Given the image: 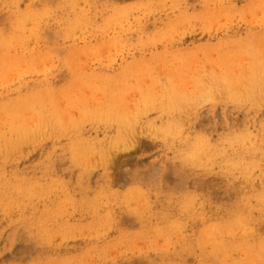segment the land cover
Segmentation results:
<instances>
[{
	"label": "rangeland",
	"instance_id": "obj_1",
	"mask_svg": "<svg viewBox=\"0 0 264 264\" xmlns=\"http://www.w3.org/2000/svg\"><path fill=\"white\" fill-rule=\"evenodd\" d=\"M171 1L0 0V46H3L0 47V72L3 70L4 73L9 68L13 70L10 69L7 75L0 73V113L3 111L0 116L10 113L9 119L13 117L14 120L16 114H22L20 120H23L29 111L35 112V115L41 112L45 115L44 119L41 117L42 120L41 115L36 116L39 123L33 119V113V117L29 116V121H26L33 129L26 122L22 125L21 121H14L17 122L15 125L12 120L8 125L5 119L8 117H0L8 125L4 126L1 121L0 132L1 127L5 128L4 133L8 137L6 142V134L1 135L0 139V264H225L221 260L222 254L226 258L227 255L232 256V253V258H226L225 261L236 259L234 264H257L259 261L264 264V0ZM207 12L215 17L209 18ZM229 13L235 18L226 15ZM259 13L261 16L256 17ZM206 49H210L212 54L209 59L207 55L203 56L209 53ZM94 53L97 55L94 56ZM212 57H215L214 61ZM210 59L216 65L210 63ZM206 60L207 64L204 63ZM49 62H52L51 65ZM247 62L252 64H248L251 68L256 66V71L254 68L251 70ZM23 64L30 65V69L21 67L26 75L17 69ZM260 64L262 69H258ZM31 65H38L37 68L45 65L46 68H38L35 73ZM190 67L197 69L196 72L192 70L195 74H192L194 72L190 71ZM248 67L250 70L246 71ZM14 69H17V75L11 74ZM242 69L245 73L251 72L249 79L244 78L246 75ZM43 70L52 71L38 74ZM236 73H240L241 77H237ZM19 74L25 76L20 78ZM197 74L200 78L206 76L200 79ZM95 75L98 76L94 79ZM178 75L185 80L181 82ZM191 75L197 78L193 76L192 79ZM14 76H18L16 81ZM171 76L179 77V84H174L178 85L179 89H176L180 93V85L187 88L186 81L188 95L195 89L190 90L192 84H197L195 87L198 84L204 88L208 86L209 90L216 88V92L206 91L207 87L203 89L199 86L202 88L200 92L203 90L211 95H206L210 97L209 100L203 96L202 100L197 98L194 101V96L198 97V88V91L193 90L194 96H186V91L179 94L178 90L172 88L176 86L170 83L173 80ZM239 77L248 85L246 82L241 83ZM189 79L198 80L193 83ZM236 79L242 85L241 90L245 85H250V94L248 87L247 91L243 90L247 96L249 94L250 97H246L250 101L242 98L246 94L239 92L240 88L235 86L238 81ZM174 82H178V78ZM152 88L154 93L157 89L158 95L162 92L164 94L155 96L157 92L150 93L153 92ZM148 90L150 92L146 94ZM144 92L145 98L141 95ZM101 93L105 96L102 97ZM213 93L218 96H212ZM41 94H48L49 99L52 97L51 104L56 108L51 110L57 114L54 117L53 112L50 110L51 114L48 110L51 107L50 103L48 107L49 100L45 103ZM84 96H87L88 102ZM140 96L145 100L141 101ZM69 97L76 101L69 100ZM153 98L154 103L161 102L160 98L162 102L164 100L162 105L172 111L168 113L167 108H160L158 104L161 103L155 106ZM206 99L208 102L204 101ZM138 100L150 104L147 107L142 103L149 110L145 106L141 109L142 104L139 103V111ZM200 100L203 101L201 104ZM108 101L113 103L112 109ZM125 101H129L128 106H124L127 104ZM172 101L177 107L175 110ZM94 102L99 103L101 108ZM67 104L69 106L65 107ZM22 110L25 111L24 115ZM39 110L43 111L37 113ZM132 110L137 113L134 114ZM128 111L134 116L131 113L128 115ZM117 114L118 120L116 116L114 118ZM109 115H113L114 124ZM121 116L124 120L126 118L124 124L122 118L119 122ZM130 116L135 117V121ZM128 119L133 123L130 124ZM40 122L44 123L43 127ZM31 123L34 126L41 124V131L37 129L38 125L36 130ZM19 124L21 130L17 128ZM27 127L32 129V136H28ZM166 135L169 137L166 138ZM117 146H120L119 150ZM101 150L102 153L106 151L107 155H102ZM200 155H205L202 156L204 159ZM100 159L102 162H99ZM92 205H95V209ZM66 226L70 227L67 229ZM234 229L237 232H233ZM214 231L215 235L219 233L216 236L218 238L214 237L218 242L215 239L209 242H214L213 245L220 247V251L212 246L215 254L212 252L210 258L211 244L208 246L204 242ZM226 231L235 234L230 235ZM237 233L241 235L235 236ZM241 243L242 251L238 249ZM254 245H257V249ZM203 246L207 252L201 260L204 251H199ZM247 246L254 248L249 251ZM139 248L142 250L139 251ZM224 248L236 253L241 251L247 257L240 253L236 255L234 251L229 255ZM115 249L118 253L114 252ZM230 261L228 264H231Z\"/></svg>",
	"mask_w": 264,
	"mask_h": 264
},
{
	"label": "bare ground",
	"instance_id": "obj_2",
	"mask_svg": "<svg viewBox=\"0 0 264 264\" xmlns=\"http://www.w3.org/2000/svg\"><path fill=\"white\" fill-rule=\"evenodd\" d=\"M170 1H171V0H170ZM174 1H175V0H174ZM211 1H212V0H211ZM222 1H223V0H222ZM171 2H172V1H171ZM175 2H176V1H175ZM217 2H220V0H217ZM260 2H261V1H260ZM216 4H217V3H216ZM217 5H218V4H217ZM76 6H77V5H76ZM218 6H219V5H218ZM220 6H221V3H220ZM263 6H264V4H263ZM219 8H221V7H219ZM58 10H59V9H58ZM219 10H220V9H219ZM229 10L232 11V8H230ZM152 11H153V10H152ZM209 11H210V10H209ZM222 11H223V9H222ZM234 11H235V10H234ZM234 11H233V12H234ZM256 11H257V10H256ZM260 11H261V10H260ZM48 12H49V11H48ZM263 12H264V11H263ZM263 12H262V14H263ZM207 13H208V12H207ZM242 13L244 14V12H242ZM260 13H261V12H260ZM260 13H259V15L256 14V17H257V16L260 17V16H261ZM202 14H203V13H202ZM209 14H210V13H208L207 15L209 16V18H211L212 15L210 16ZM212 14H213V12H212ZM239 14H240V13H239ZM239 14H238V16H239ZM40 15H41V14H40ZM54 15H55V13H54ZM207 15H206V16H207ZM215 15H216V13H215ZM226 15H229V16L231 15L230 17H232V18H233V16H234V15L231 14V13L226 14ZM245 15H246V13H245ZM213 16H214V14H213ZM213 16H212V18L215 17V16H214V17H213ZM216 16H217V15H216ZM49 17H50V16H49ZM125 17H126V16H125ZM226 17H227V16H225V19H226ZM230 17H229V18H230ZM256 17H255V18H256ZM263 17H264V16H263ZM51 18H52V17H51ZM234 18H235V16H234ZM236 18H237V17H236ZM242 18H244V16H243ZM85 19H86V18H85ZM87 19H88V18H87ZM204 19H205V18H204ZM225 19H223V20H225ZM227 19H228V18H227ZM230 19H231V18H230ZM230 19H229V20H230ZM240 19H241V18H240ZM206 20H207V19H206ZM229 20H226V22L229 21ZM235 20H236V19H235ZM247 20H248V19H247ZM251 20H252V19H251ZM262 20H263V18H262ZM38 21H39V20H38ZM62 21H63V20H62ZM87 21H88V20H87ZM220 21H221V20H220ZM263 21H264V20H263ZM39 22H40V21H39ZM76 22H77V21H76ZM254 22H256V21L254 20ZM260 22H261V20H260ZM41 23H42V22H41ZM258 23H259V22H258ZM82 24H83V23H82ZM262 24H263V22H262ZM23 25H24V24H23ZM25 25H26V24H25ZM73 25H74V24H73ZM26 31H27V30H26ZM26 31H25V32H26ZM26 34H27V33H26ZM19 35H20V34H19ZM117 35H118V34H117ZM68 37H69V36H68ZM69 38H70V37H69ZM165 38H166V37H165ZM165 38H164V39H165ZM155 39H156V38H155ZM157 39H158V38H157ZM167 39H168V38H167ZM168 40H169V39H168ZM12 41H13V40H12ZM26 41H27V39H26ZM30 41H31V40H30ZM55 41H56V36H55ZM164 41H165V40H164ZM9 42H10V41H9ZM46 42H47V41H46ZM160 42H161V40H160ZM165 43H166V42H165ZM165 43H164V45H165ZM30 45H31V42H30ZM169 45L172 47L171 43H169ZM165 46H166V45H165ZM0 47H3V46H0ZM26 47H27V46H26ZM117 47H118V46H117ZM143 47H144V46H143ZM171 47H170V48H171ZM11 48H12V47H11ZM17 48H18V47H17ZM165 48H166V47H165ZM18 49H20V48H18ZM22 49H25V48H22ZM118 50H119V49H118ZM209 50H210V49H209ZM209 50L206 49V51H209ZM206 51H205V52H206ZM10 52H12V51H10ZM10 52H9V55H11ZM23 52H24V51H23ZM94 52H95V51H94ZM210 52H211V51H209V53H207V54L205 53L203 56L207 55V58L209 59L210 56H212V54H211ZM13 53H15V52H13ZM227 53H228V52H227ZM16 54H17V53H16ZM16 54H15V55H16ZM19 54H20V52H19ZM94 54H95L94 56L97 55L96 53H94ZM99 54L101 55V53H99ZM106 54H107V53H106ZM208 54H209V57H208ZM213 54H214V53H213ZM100 55H98V57H99ZM223 55H224V54H223ZM226 55H227V54H226ZM106 56H107V55H106ZM215 56H216V55H215ZM230 56H231V54H230ZM16 57H17V56H16ZM18 57H19V55H18ZM18 57H17V58H18ZM107 57H108V56H107ZM114 57H115V56H114ZM199 57H200V56H198V58H199ZM7 58H8V57H7ZM30 58H31V57H30ZM39 58H40V57H39ZM95 58H96V57H95ZM193 58H194V57H193ZM200 58H201V57H200ZM200 58H199V59H200ZM203 58H205V57H203ZM213 58L215 59V57H212V59H213ZM216 58H217V56H216ZM4 59H5V58H4ZM8 59H9V58H8ZM36 59H37V58H36ZM194 59H197V57L194 58ZM199 59H198V60H199ZM214 59H213L212 61H214ZM28 60H29V57H28ZM32 60H33V59H32ZM48 60H49V59H48ZM192 60H193V59H192ZM216 60H217V59H216ZM256 60H257V59H256ZM45 61H46V59H45ZM51 61H53V60H51ZM79 61H80V60H79ZM83 61H84V60H83ZM93 61H95V60H93ZM188 61L190 62V60H188ZM208 61H211V59L208 60ZM212 61H211L210 63H212ZM217 61H218V60H217ZM257 61H258V60H257ZM10 62H11V58H10ZM37 62H39V61H37ZM254 62H255V60H254ZM254 62H253V61H252V62L250 61V63H252V64H253ZM11 63H12V62H11ZM27 63H28V62H27ZM32 63H33V62H32ZM46 63H47V62H46ZM46 63H45V65L48 64V63H47V64H46ZM51 63H52V62H49V65H51ZM70 63H71V62H70ZM190 63L192 64V62H190ZM204 63L207 64V63H208L207 60H206V62H204ZM204 63H203V66L205 65ZM213 63H214V62H213ZM213 63H212V64H213ZM215 63H216V62H215ZM215 63H214V64H215ZM217 63H218V62H217ZM250 63L247 62L246 65H248V64H250ZM54 64H55V63H54ZM198 64H199V63H198ZM252 64H250V65H252ZM12 65H13V63H12ZM20 65H21V64H20ZM45 65H42V66L39 65L40 67H38V68H41V67H43V66H45ZM78 65L80 66V64H77V66H78ZM184 65H185V64H184ZM188 65H190V64H188ZM188 65H187V67H188ZM201 65H202V64H201ZM201 65H200V67H203V66H201ZM208 65H209V64H208ZM215 65H216V64H215ZM246 65H244L245 68L247 67ZM250 65H248V66L251 68ZM263 65H264V63H263ZM263 65H262V66H263ZM18 66H19V65H18ZM25 66L29 68L30 65L28 66V64H27V65H25ZM25 66H24V64H23L22 66L17 67V69L19 68L18 71H19L20 69H21V71H22V68H24ZM31 66H32V65H31ZM37 66H38V65H35L34 67L32 66L33 68H35V70H32V72L34 71L35 73H37L36 71L39 70V69L37 68ZM79 66H78V67H79ZM82 66H83V65H82ZM209 66H210V65H209ZM212 66H214V65H212ZM217 66H218V65H217ZM254 66H255V65H254ZM21 67H22V68H21ZM200 67H198V70L200 69ZM249 67L247 68V70L244 69V68H243V69L246 70V71H248V70H250ZM259 67H260V68H259ZM259 67H258V69H262V68H264V67L261 68V64H260ZM14 68H16V67H14ZM28 68H27V69H28ZM33 68H31V69H33ZM36 68H37V69H36ZM45 68H46V66H45ZM47 68H51V67H50V66H49V67L47 66ZM54 68H55V67H54ZM71 68H72V67H71ZM188 68H189V67H188ZM190 68H191V67H190ZM193 68H196V67L193 66ZM252 68H254V67L252 66ZM252 68H251V70H252ZM255 68H256V66H255ZM255 68H254V70H255ZM10 69H11V68H9V70H10ZM17 69H16V70L14 69V70H15V71H14L15 73H14V72H13V73L10 72V73H11V74H16V75H17V73H16ZM29 69H30V68H29ZM43 69H44V67H43ZM149 69H150V68H149ZM184 69H185V68H184ZM243 69H242L241 71L245 73V71H244ZM9 70H8V71L5 70L4 73H6V75H7V73L9 72ZM52 70H53V69H52ZM52 70H49V72H47L48 70H47V71H44V70H43V72H40V71H39L38 74H39V73H42V74H43L44 72L50 73V71H52ZM186 70H188V69H186ZM192 70H195V72H196L197 69H192V68H191L190 71H192ZM254 70H253V71H254ZM2 71H3V70H2ZM2 71H1V72H2ZM11 71H13V70L11 69ZM23 71H24V69H23ZM23 71H22V72H23ZM26 71H27V70H26ZM41 71H42V70H41ZM204 71H205V70H204ZM241 71H240V72H241ZM255 71H256V70H255ZM1 72H0V73H1ZM163 72H164V70H163ZM192 72H194V71H192ZM195 72L192 73V74H195ZM242 72H241V74H243ZM249 72H250V71H249ZM259 72H260V70H259ZM4 73L2 72L1 75H3ZM10 73H9V74H10ZM19 73H20V72H19ZM26 73H27V72H26ZM47 73H46V74H47ZM92 73H93V72H92ZM185 73H186V71H185ZM200 73H201V72L199 71V74H200ZM202 73H203V72H202ZM246 73H247V74H246ZM246 73H245L246 77H244V78H248V79H249V74H250L251 72H250L249 74H248V72H246ZM262 73H263V71H262ZM11 74H10V75H11ZM20 74H21V73H20ZM20 74H19V75H20ZM22 74H25V73L23 72ZM27 74H31V73L29 72V73H27ZM155 74H156V73H155ZM161 74H162V73H161ZM166 74H167V71H166ZM211 74H212V73H211ZM258 74H259V73H258ZM10 75H8V76H10ZM16 75H15V76H16ZM25 75H26V74H25ZM25 75H23V76H25ZM43 75H44V74H43ZM156 75H157V74H156ZM163 75H164V73H163ZM181 75H182V74H181ZM202 75H203V74H202ZM207 75H208V74H207ZM236 75H237V73H236ZM236 75H235V77H236ZM243 75H244V74H243ZM245 75H244V76H245ZM253 75H254V74H253ZM263 75H264V74H263ZM8 76H6L5 78H7ZM12 76H13V75H11V77H12ZM15 76L13 77V78H15L14 81H16V80L18 79V76H17V77H15ZM20 76H21V75H20ZM20 76H19V77H20ZM23 76H21L20 78H22ZM96 76H98V75H95L94 79L96 78ZM135 76H136V75H135ZM152 76H153V75H152ZM152 76H151V77H152ZM157 76H159V75H157ZM178 76L180 77V75H178ZM178 76H177V78H178V82H174V79H175V81H177L176 76H174V78H173V76H171V77H172L171 79H173V80H172L173 82L171 81L170 83H171V84H172V83H173V84H174V83H178V84H179L180 81L182 82V80H185L184 78H182L183 76L185 77V74H184L183 76L180 77V78H181L180 81H179V77H178ZM186 76H187V75H186ZM189 76H190V75H189ZM189 76H188V78H189ZM191 76H192V75H191ZM193 76H194V77L197 76L198 78H200L198 74H197L196 76H195V75H193ZM193 76H192V79L194 78ZM204 76H206V75H204ZM204 76H203V77H204ZM238 76L241 77L240 73L237 75V77H238ZM247 76H248V77H247ZM11 77H9V78L12 80L13 78H11ZM197 77H196V78H197ZM203 77L200 78V79H204ZM235 77H234V78H235ZM237 77H236V78H237ZM240 77H239L240 82H241V83L244 82V81H242L243 79H240ZM254 77H255V76H254ZM257 77H258V76H257ZM261 77H262V74H261ZM0 78H1V77H0ZM132 78H133V76H132ZM154 78H157V77H154ZM186 78H187V77H186ZM24 79H25V78H23V80H24ZM97 79H99V78H97ZM97 79H96V80H97ZM7 80H9V79L7 78ZM23 80H22V81H23ZM46 80H47V79H46ZM145 80H147V78H145ZM151 80H152V79H151ZM189 80H190V79H189ZM194 80H195V79H194ZM194 80H192V81L190 80V82L196 83V81H197L198 79H196V81H194ZM205 80H206V77H205ZM205 80H204V81H205ZM237 80H238V79H236V81H237ZM239 80L237 81V84H236L235 86H237V87H239V88H240V87L242 88V85L240 86L241 83L239 82ZM2 81H3V80H2ZM25 81H26V79H25ZM152 81H153V80H152ZM201 81H202V80H201ZM201 81H200V82H201ZM247 81L249 82V80H247ZM250 81H251V85L253 86V84H252V79H251V75H250ZM254 81H255V79H254ZM3 82H4V81H3ZM9 82H10V81H9ZM245 82H246V81H245ZM245 82H244L243 84H245ZM18 83H19V80H18ZM21 83H22V82H21ZM188 83H189V82H188ZM211 83H212V82H211ZM239 83H240V84H239ZM254 83H255V82H254ZM11 84H12V81H11ZM150 84H153V83H150ZM173 84H172V86H174V85L176 86V84H174V85H173ZM190 84H191V83H190ZM246 84H247V82H246ZM249 84H250V82H249ZM17 85H18V84H17ZM112 85H113V84H112ZM146 85H147V82H146ZM157 85H158V84H157ZM183 85H185V83H183ZM194 85H197V84H192L191 87H190V90H192L193 88H195V89H193V90H197L196 88H198L199 86H200V87L202 86L203 89H205V88L207 87V88H206V91H207V89L209 88L208 86H205V88H204V86H203L202 84H198L197 87H195ZM206 85H207V84H206ZM224 85H225V84H224ZM238 85H239V86H238ZM247 85H248V84H247ZM247 85H245V87L243 86L244 88H243L242 90H241V88H240L241 91H239V90H238V91H239V92H243V90H244V89L246 90L247 87H248V93H249V92H250V90H249V86H250V85H249V86H247ZM0 86H1V83H0ZM2 86H3V85H2ZM147 86H148V87L150 88V90H151V86H149V85H147ZM172 86H171V87H172ZM177 86H178V85H177ZM177 86H176V87H172V88H173V89H174V88H175V89H176V88L179 89V87H177ZM181 86H182V85H180L181 93H182V91H183V93L186 91L185 95L187 94L186 96H188V97H189V95H190V96H192V95L194 96V95H195L194 92H193V90H192L193 93L191 92V93L188 95L187 90H186V89L188 88V86H187V81H186V87H187V88L184 89V87L182 86V87H183V88H182ZM192 86H193V87H192ZM209 86H211V85H209ZM213 86H214V85H213ZM213 86H212V87H213ZM142 87H143V86H142ZM144 87H145V86H144ZM157 87H158V86H157ZM162 87H163V86H162ZM220 87H221V85H220ZM237 87H236V88H237ZM1 88H2V87H1ZM7 88H8V87H7ZM191 88H192V89H191ZM202 88H201V89H202ZM3 89H4V88H3ZM107 89H108V88H107ZM139 89H141V88H139ZM152 89H153V92H152V91L150 92V90H148L147 93H146V92H144L143 94L141 93V95L143 96V98H145V97H144V94H145V93H146V94H149V92H150V93L156 94V92H157L156 90H157V89L155 90V93H154V88H152ZM160 89H161V88H160ZM160 89H158V90H160ZM163 89H164V88H162L161 90H163ZM165 89H167V86L165 87ZM165 89H164V90H165ZM178 89H176V90H178ZM182 89H183V90H182ZM188 89H189V88H188ZM201 89L198 88L199 93H201V94L199 95V93H198V94H197L198 97L195 95L194 97H196V98H195V99L193 98L194 101L197 100V98H198V99H201V97L203 98V96L206 98V97H207L206 95H209V94H210L209 92H208V94H207V92L205 93L203 90H202L203 93H202V91L200 92ZM209 89H210V88H209ZM209 89H208V90H209ZM232 89H233V86H232ZM232 89H230V90H232ZM105 90H106V89H105ZM105 90H104V91H105ZM115 90H116V88H115ZM198 90H197V91H198ZM212 90H213V92H216V88H215V89H211V90H209V91L211 92ZM214 90H215V91H214ZM47 91H48V90H47ZM107 91H108V90H107ZM179 91H180V90H178L177 92H178L179 94H181ZM197 91H196V93H197ZM246 91H247V90H246ZM246 91L243 92V93L246 94V95H245V97L242 96V98H246V99H248V100L250 101V98H247V97H250V96H249L250 93H249L248 96H247ZM39 92H40V91H39ZM43 92H44V91H43ZM118 92H119V91H118ZM160 92H161V91H160ZM160 92H159V94H160ZM188 92H190V91H188ZM49 93H50V92H49ZM52 93H54V92H52ZM134 93H135V92H134ZM168 93H169V91H168ZM168 93H166V94H168ZM178 93H177V94H178ZM204 93H205V95H204ZM243 93H242V94H243ZM43 94H44V93H43ZM43 94H41V96H43ZM50 94H51V93H50ZM54 94H55V93H54ZM88 94H89V93H88ZM88 94H87V95H88ZM104 94H105V92H104ZM162 94H164V93L162 92ZM162 94H160V95H162ZM215 94H216V93H213L212 96H214ZM244 94H243V95H244ZM260 94H261V93H260ZM44 95H45V94H44ZM126 95H127V94H126ZM128 95H129V94H128ZM160 95H158V92H157V94H156L155 96H160ZM201 95H202V96H201ZM210 95H211V94H210ZM210 95H209V96H210ZM240 95H241V94H240ZM25 96H26V94H25ZM38 96H39V95H38ZM38 96H37V98H38ZM47 96H48V94H46V96H43V98H42V97H41V98H42L43 100H45V101H44L45 103L49 100V102H48V107H49V103H50L51 107H49L50 109H48V110H49V112H50L51 109H54V110H55L56 107L53 108L54 105L51 104V102H52V99H51V98H52V97H50V99H51V100H50L49 97L47 98ZM49 96H50V95H49ZM51 96H52V95H51ZM89 96H90V94H89ZM92 96H93V95H91V99L93 100ZM101 96H102V93H101ZM103 96H105V95H103ZM103 96H102V97H103ZM115 96H116V95H115ZM135 96H136V95H135ZM145 96H146V95H145ZM151 96H152V95H151ZM153 96H154V95H153ZM155 96H154V97H155ZM178 96H180V95H178ZM199 96H200V97H199ZM209 96L207 97L208 100H209V98H210ZM215 96H218V95H215ZM215 96H214V97H215ZM246 96H247V97H246ZM255 96H257V95H255ZM261 96H262V95H261ZM2 97H3V96H2ZM44 97L47 98V99H44ZM80 97H81V96H80ZM85 97H86V98H85ZM95 97H96V96H95ZM118 97H119V96H118ZM126 97H127V96H126ZM131 97H132V96H131ZM133 97H134V96H133ZM140 97H141V96H140ZM140 97H139V98H140ZM165 97H166V96H165ZM174 97H175V96H174ZM237 97H238V96H237ZM19 98H20V97H19ZM37 98H36V99H37ZM74 98H75V96H74ZM84 98L87 99V102H88V98H87V96H84ZM105 98H106V97H105ZM110 98H111V97H110ZM112 98H113V97H112ZM143 98L141 97L140 100H141V101H142V100H145V99H143ZM146 98H147V97H146ZM149 98H150V97H149ZM157 98H158V97H157ZM157 98H156V99H157ZM161 98H162V96H161ZM161 98H160V100H159V101H161V102H158V103H161V104H158L157 101H156V103L160 106V108H162V109H166L167 106L164 105V104H163V105L165 106V108H163L164 106L162 105V103H164V100H163V102H162ZM186 98H187V97H186ZM211 98H213V97H211ZM32 99H33V98H32ZM75 99H77V97H76ZM75 99H74V101H76ZM80 99H82V97H81ZM89 99H90V97H89ZM94 99H95V98H94ZM96 99H97V98H96ZM147 99H148V98H147ZM162 99H163V98H162ZM165 99H166V98H165ZM169 99H170V98H169ZM169 99H167V100L169 101ZM175 99H177V97H176ZM184 99H185V98H184ZM190 99H192V98H190ZM213 99H214V98H213ZM69 100L73 101L72 99H70V97H69ZM69 100H68V101H69ZM124 100H125V99H124ZM129 100H130V99H129ZM179 100H180V99H179ZM186 100H187V99H186ZM201 100H202V99H201ZM201 100H200V104L203 102V101L201 102ZM208 100L206 99V100H204V101H207V102H208ZM211 100H212V99H211ZM257 100H259V99H258V96H257ZM13 101H14V100H13ZM39 101H40V99H39ZM74 101H73V102H74ZM80 101H81V100H80ZM83 101H84V99H83ZM93 101H94V100H93ZM93 101H91L92 104H93ZM99 101H101V100H99ZM99 101L97 100V102H99ZM102 101H103V100H102ZM111 101H112V100H111ZM116 101H117V100H116ZM136 101H137V99H136ZM138 101H139V100H138ZM141 101H139V102L137 103V104H138L137 106H138V110H139V111H140V109H139V105H140V104L144 103L147 107L150 105V104H148V103H149V99L146 101V102H148V103H147L148 105L146 104L145 101H143L142 103H140ZM173 101H174V100H173ZM173 101H172V102H173ZM177 101H178V100H176V104L178 103ZM212 101H213V100H212ZM214 101H215V100H214ZM65 102H67V101H65ZM108 102H110V101H108ZM108 102H106L105 104H108ZM125 102H126V101H125ZM125 102H124V104H126V103H127V104L124 105V106H128L129 101L126 102V103H125ZM152 102L154 103V98H153V101H152ZM152 102H151V105H152ZM165 102H166V100H165ZM169 102H170V101H169ZM41 103L44 104L43 101H42ZM70 103H72V102H70ZM75 103H76V102H75ZM82 103H83V102H82ZM91 103H90V104H91ZM94 103H95V102H94ZM115 103H116V102H115ZM118 103H119V99H118ZM139 103H140V104H139ZM156 103H154V105H155ZM179 103H181V102H179ZM196 103H197V101H196ZM198 103H199V101H198ZM198 103H197V104H198ZM259 103H260V102H259ZM259 103H258V104H259ZM55 104H56V103H55ZM95 104H99V103H95ZM102 104H103V103H102ZM102 104H101V105H102ZM109 104H110V105H109ZM109 104H108V105H109L110 109H112L111 107L113 106V105H112L113 103L111 104V102H110ZM144 104H142L141 109L144 108V107H143V106H145ZM173 104H174V102H173ZM173 104H172V105H173ZM189 104H190V103H189ZM131 105H134V104H131ZM161 105H162L163 107H161ZM35 106H36V104H35ZM55 106H56V105H55ZM68 106H69V105L67 104V106H65V107H68ZM74 106H75V105H74ZM91 106H92V105H91ZM91 106H90V107H91ZM93 106H94V105H93ZM105 106H106V105H104L103 108H105ZM137 106H136V107H137ZM146 106H145L146 110H149V109H147ZM155 106H156V105H155ZM155 106H154V108H155ZM174 106H175V104H174ZM181 106H182V104H181ZM191 106H192V105H191ZM99 107H100V104H99ZM151 107H153V105H152ZM151 107H150V109H151ZM168 107H170L169 104H168ZM186 107H187V106H186ZM96 108H98V107H96ZM100 108H101V107H100ZM106 108H107V107H106ZM119 108H120V107H119ZM121 108H122V107H121ZM121 108H120V109H121ZM134 108H135V107H134ZM172 108H173V107H172ZM175 108H177V107L175 106V107H174V110H175ZM41 109H42V108H41ZM69 109H71V108H69ZM94 109H95V108H93V110H94ZM98 109H99V108H98ZM98 109H97V110H98ZM107 109L109 110V108H107ZM107 109H103V110H107ZM114 109H115V108H114ZM117 109H118V108H117ZM128 109H129V108H128ZM128 109H127V110H128ZM155 109H156V108H155ZM157 109H158V108H157ZM185 109H186V108H185ZM187 109H188V107H187ZM23 110H24V109H23ZM23 110H22V111H23ZM54 110H51V111L53 112ZM73 110H74V109H73ZM127 110H126V111H127ZM146 110L144 109V112H146ZM167 110H169V111H166V112H168V113H169L170 111H172V110H170V109H168V108H167ZM188 110H190V109H188ZM20 111H21V110H20ZM40 111H43V110H39L37 113H39ZM67 111H68V110H67ZM118 111H119V109H118ZM118 111H117V112H118ZM132 111H133V110H132ZM136 111H137V108H136ZM139 111H137V112H138V114H139V116H140V112H139ZM156 111H157V110H156ZM23 112H24V113H23V115H24V114H25V111H23ZM27 112H28V111H27ZM29 112H30L29 115H26V116H28V117H26L25 115L23 116V118H24L23 120H20V119H21L20 116H21L22 114H20V116H18V115L16 114V117H15L14 120H13V117H11V118H12L13 122H14V121H19V123H20V121H21L22 125L25 124V122H26V125H27L28 127H31L30 123L27 122V121H29V120H27V119L30 118L29 116H32V113L34 114V117H35V118H33V119H35V120L37 119V122H38L39 119L36 118V116L38 117V116L41 115V116H40V119H41V120H42V118L44 119V117H45V115L41 114L42 112L39 113V114H37V115H35V112H32V111H29ZM61 112H62V111H61ZM85 112H86V110H85ZM88 112H89V111H88ZM109 112H110V111H109ZM133 112H134V111H133ZM137 112H136V113H137ZM142 112H143V110H142ZM1 113H3V111H2ZM1 113H0V115H1ZM43 113H44V112H43ZM45 113H46V112H45ZM45 113H44V114H45ZM50 113H51V112H50ZM70 113H71V110H70ZM107 113H108V112H107ZM125 113H126V112H125ZM125 113H124V114H125ZM128 113H129V111L127 112V114H128ZM130 113H131V112H130ZM130 113H129V114H130ZM136 113L134 112V114H136ZM11 114H12V113H11ZM51 114H52V113H51ZM53 114H54V112H53ZM55 114H56V113H55ZM55 114H54L52 117H54ZM86 114H87V113H86ZM103 114H104V113H103ZM129 114H128V115H129ZM134 114L131 113V115H133V116H134ZM138 114H137V115H138ZM147 114H148V113H147ZM147 114L145 113V115H147ZM4 115H5V114H3V116H4ZM9 115H10V113H6V116H4V118H5V117H8V118H5V119L8 120V125H9V122L12 121L11 119H9ZM42 115H43V116H42ZM46 115H49V114H46ZM56 115H57V114H56ZM73 115H74V114H73ZM80 115H81V114H80ZM88 115H89V114H88ZM141 115H144V114L141 113ZM179 115H180V114H179ZM3 116H2V117H3ZM12 116H13V114H12ZM111 116H112V119H111ZM111 116L109 115L108 117H110L112 124H114V120H113V119L115 118V116H116V119H117L118 114H117V115H114V118H113V115H111ZM124 116H125L126 118H128V116H126V115H124ZM139 116H138V117H139ZM0 117H1V116H0ZM2 117H1V118H2ZM18 117H20L19 120H17ZM32 117H33V116H32ZM32 117H31V119H32ZM41 117H42V118H41ZM67 117H69V115H68ZM86 117H88V116L86 115ZM91 117H92V115H91ZM130 117H131V118H130L131 120L134 119V121H135V117H136V115H135L134 118H132V116H130ZM138 117H137V119H139ZM144 117H145V116H144ZM4 118H3V119H4ZM121 118H122V116L119 118V119H120L119 122H121ZM126 118H125V120H126ZM163 118H164V117H163ZM3 119H2V120H3ZM66 119H67V118H66ZM72 119H74V118H72ZM72 119H70V120H72ZM91 119H92V118H91ZM95 119L98 120L99 118H95ZM110 119H109V120H110ZM2 120L0 119V124L4 121V120H3V121H2ZM26 120H27V121H26ZM35 120H33V121H35ZM47 120H48V119H47ZM49 120H50V119H49ZM75 120H76V119H75ZM78 120H79V119H78ZM117 120H118V119H117ZM117 120H116V123H117ZM125 120L122 118L123 124L125 123ZM128 120H129V119H128ZM1 121H2V122H1ZM30 121H31V120H30ZM33 121H31V122H33ZM55 121H56V120H55ZM72 121H73V120H72ZM81 121H82V120H81ZM91 121H92V120H91ZM100 121H101V120H100ZM143 121H144V120H143ZM4 122H7V121H4ZM4 122H3L2 124H4ZM37 122L35 121L34 124L37 123ZM42 122H44V120H43ZM50 122H51V120H50ZM69 122H70V121H69ZM106 122H107V121H106ZM106 122H104V123H106ZM108 122H110V121H108ZM126 122H127V121H126ZM129 122H131V121L129 120ZM129 122H128V123H129ZM138 122H140V120H139ZM16 123H17V122H14L15 125H16ZM38 123H39V122H38ZM40 123H41V122H40ZM55 123H56V122H55ZM67 123H68V121H67ZM78 123H79V122H78ZM101 123H102V121H101ZM116 123H115V124H116ZM132 123H133V121H132L130 124H132ZM28 124H29V125H28ZM31 124H32V123H31ZM41 124H42V127H43V126H44V125H43L44 123H41ZM41 124H39V125H41ZM46 124H49V123H46ZM50 124H51V123H50ZM57 124H58V123H57ZM99 124H100V123H99ZM126 124H127V123H126ZM141 124H142V123H141ZM8 125L4 124V126H8ZM15 125H13V128H15V127H14ZM26 125H25V127H26ZM37 125H38V124H37ZM37 125L34 126V125L32 124V126L35 127L34 129H36ZM39 125H38L39 128L37 127V129L40 130L42 127L40 128ZM10 126H11V125H10ZM20 126H21V124H19V125L17 126V128L19 127L18 130H21V129H20ZM46 126H47V125H46ZM51 126H52V125H51ZM70 126H71V125H70ZM79 126H80V125H79ZM97 126H98V125H97ZM106 126H107V125H106ZM144 126H145V124H144ZM149 126H150V125H149ZM149 126H148V128H150ZM152 126H153V124H152ZM11 127H12V126H11ZM21 127H22V126H21ZM25 127H24V128H25ZM28 127H27V129H28ZM74 127H75V126H74ZM113 127H114V125H113ZM141 127H142V126H141ZM146 127H147V126H146ZM6 128H7V127H6ZM8 128H9V127H8ZM31 128H32V127H31ZM137 128H138V127H137ZM153 128H154V127H153ZM153 128H152V129H153ZM1 129H2L3 131L1 130V132H0V139H1V135L4 136V135L6 134V133H4V129H5V128L3 129V128L1 127ZM32 129H33V128H32ZM32 129H31V130H30V128L28 129V132H27V134L29 133L28 136H29V135L32 136ZM37 129H36V130H37ZM47 129H48V128H47ZM126 129H127V128H126ZM142 129H143V128H142ZM165 129H166V128H165ZM29 130L31 131V134H30ZM36 130H35V132H36ZM39 130H38V131H39ZM98 130H99V129H98ZM38 131H37V133H39ZM40 131H41V130H40ZM103 131H104V129H103ZM106 131H107V130H106ZM109 131H110V130H109ZM2 132H3L4 134H3ZM6 132H7V131H6ZM8 132H9V131H8ZM50 132L52 133V130H50ZM170 132H171V131H170ZM1 133H2V134H1ZM13 133H14V131H13ZM16 133H17V132H16ZM16 133H15V135H16ZM42 133H43V132H41V134H42ZM45 133H46V132H45ZM45 133H44V135H45ZM128 133H129V132H128ZM35 134H36V133H35ZM20 135H21V134H20ZM24 135H25V138H24V139H26V133H25ZM12 136H13V135H12ZM21 136H22V135H21ZM38 136H39V134H38ZM42 136H43V135H42ZM5 137H6V138H5L4 142L7 141V140H6L7 137H8L7 134H6ZM136 137H137V136H136ZM167 137H169V136L166 135V138H167ZM196 137H198V136H196ZM32 138H33V137H32ZM188 138H189V137H188ZM188 138H187V139H188ZM199 138H200V137H198L197 139H199ZM49 139H51V138H49ZM136 139H137V138H136ZM187 139H186V140H187ZM203 139H204V138H203ZM248 139H249V138H248ZM201 140H202V139H201ZM11 141H12V140H11ZM25 141H27V140H25ZM54 141H55V140H54ZM166 141H167V140H166ZM166 141H165V142H166ZM188 141H189V140H188ZM246 141H247V140H246ZM117 142H118V141H117ZM141 142H142V141H141ZM255 142H256V141H255ZM101 143H102V142H101ZM105 143H107V142H105ZM184 143H185V142H184ZM197 143H199V142H197ZM246 143H247V142H246ZM97 144H98V143H97ZM16 145H17V144H16ZM105 145H106V144H105ZM118 145H119V143H118ZM193 145H194V144H193ZM1 146H2V145H1ZM25 147H26V146H25ZM109 147H110V146H109ZM119 147H120V146H119ZM119 147L117 146L116 149H118ZM254 147H255V146H254ZM8 148H9V147H8ZM16 148H17V147H16ZM206 148H207V147H206ZM209 148H210V147H209ZM116 149H114V150L117 151ZM118 150H119V149H118ZM194 150H195V149H194ZM8 151H10V149H9ZM115 151H114V152H115ZM197 151H198V150H197ZM105 152H106V151H105ZM105 152L102 153V150H101L102 155L107 153V152H106V153H105ZM110 152H111V151H110ZM114 152H113V153H114ZM204 152H205V151H204ZM86 153H87V152H86ZM185 153H186V152H185ZM201 153H203V152H201ZM201 153H199V154H201ZM244 153H245V152H244ZM252 153H253V152H252ZM255 153H256V152H255ZM87 154H88V153H87ZM115 154H116V152H115ZM187 154H188V153H187ZM191 154H192V153H191ZM212 154H213V153H212ZM222 154H223V153H222ZM222 154H221V155H222ZM80 155H81V154H80ZM102 155L100 154L101 157H102ZM106 155H107V154H106ZM188 155H189V154H188ZM210 155H211V154H210ZM104 156H105V155H104ZM191 156H192V155H191ZM200 156H201V155H200ZM202 156H205V155H202ZM202 156H201V158H202ZM245 156H246V154H245ZM77 157H78V156H77ZM105 157H107V156H105ZM105 157H104V158H105ZM218 157H219V156H218ZM235 157H236V156H235ZM86 158H87V157H86ZM90 158H91V157H90ZM107 158H109V157H107ZM209 158H210V157H209ZM215 158H216V157H215ZM246 158H247V156H246ZM101 159H102V158H101ZM101 159L99 160V162H102ZM202 159H204V158H202ZM90 160H91V159H90ZM102 160H103V159H102ZM262 160H263V159H262ZM104 161H105V160H104ZM104 161H103V162H104ZM209 161H211V159H210ZM216 162H217V161H216ZM95 163H96V162H95ZM207 163H208V162H207ZM259 163H262V162H259ZM200 164H201V163H200ZM214 164L216 165V163H214ZM204 165H205V164H204ZM204 165H203V167H204ZM211 168H213V167H211ZM261 168H262V166H261ZM91 170H92V169H91ZM217 171H218V170H217ZM219 171H220V170H219ZM224 172H225V171H224ZM219 175H220V174H219ZM224 176H225V175H224ZM228 178H229V177H228ZM249 178H250V177H249ZM223 179H224V178H223ZM57 184H58V183H57ZM35 185H36V184H35ZM32 189H33V188H32ZM35 189H36V188H35ZM58 192H59V191H58ZM125 195H127V194H125ZM135 196H136V195H135ZM29 197H30V196H29ZM29 197H28V198H29ZM55 198H56V197H55ZM126 199H127V198H126ZM132 199H133V198H132ZM132 199H130V202L132 201ZM134 199H135V198H134ZM128 200H129V199H128ZM128 200H127V202H128ZM137 200H138V199H137ZM252 200H253V199H252ZM252 200H251V201H252ZM97 201H98V200H97ZM97 201H96V202H97ZM132 202H133V201H132ZM205 202H206V201H205ZM68 203H69V202H68ZM261 203H262V202H261ZM261 203H260V204H261ZM73 204H74V203H73ZM73 204H72V206H73ZM142 204H143V203H142ZM135 205H136V204H135ZM143 205H144V204H143ZM261 205H262V204H261ZM263 205H264V204H263ZM52 206H53V204H52ZM92 206H93V205H92ZM94 206H95V205H94ZM94 206H93V209H95ZM141 206H142V205H141ZM227 206H228V205H227ZM247 206H249V205H246V207H247ZM61 207H62V206H60V208H61ZM63 207H65V206H63ZM67 207H68V206H67ZM73 207H74V206H73ZM104 207H105V206H104ZM137 207H138V205H137ZM246 207H245V208H246ZM91 208H92V207H91ZM101 208H102V207H101ZM133 208H134V207H133ZM138 208H139V207H138ZM138 208H137V209H138ZM69 209H70V208H69ZM205 209H206V208H205ZM232 209H233V208H232ZM239 209H240V208H239ZM246 209H247V208H246ZM226 210H227V208H226ZM10 211H11V210H9V212H10ZM21 211H22V210H21ZM57 211H58V210H56V212H57ZM102 211H103V210H102ZM228 211H229V210H228ZM241 211H242V210H241ZM14 212H15V211H13V213H14ZM51 212H52V211H51ZM58 212H60V211H58ZM61 212H63V210H62ZM61 212H60V213H61ZM66 212H67V211H66ZM137 212H138V211H137ZM244 212H245V211H244ZM252 212H253V211H252ZM60 213H57V214L61 215ZM229 213H230V212H229ZM253 213H254V212H253ZM10 214H11V213H10ZM10 214H9V215H10ZM62 214H63V213H62ZM65 214H66V213H65ZM93 214H94V213H93ZM55 215H56V213H55ZM59 215H58V217H59ZM146 215H147V214H146ZM50 216H51V215H49V218H50ZM52 216H54V215H52ZM65 216H66V215H65ZM143 216H144V215H143ZM66 217H68V214H67ZM35 219H36V218H35ZM50 219H51V218H50ZM53 219H55V217H54ZM56 220H57V218H56ZM61 220H62V219H61ZM35 221H36V220H35ZM49 221H50V220H49ZM91 221H92V220H91ZM46 222H47V220H46ZM104 223H106V221H105ZM107 223H108V221H107ZM107 223H106V224H107ZM213 223H214V222H213ZM263 223H264V222H263ZM52 224H53V223H52ZM91 224H93V223H91ZM101 224H103L102 221H101ZM101 224H100V225H101ZM106 224H105V226H106ZM176 224H177V223H176ZM78 225L80 226V224H78ZM78 225H76V226H78ZM100 225H98V226H100ZM214 225H215V224H214ZM220 225H221V223H220ZM231 225H232V224H231ZM260 225H261V224H260ZM87 226H88V225H87ZM105 226H103V227L106 228ZM235 226H236V225H235ZM42 227H43V226H42ZM66 227H67V226H66ZM69 227H70V226H69ZM69 227H67V229H68ZM89 227H90V226H89ZM89 227H87V228H89ZM219 227H220V226H219ZM219 227H218V228H219ZM233 227H234V226H233ZM233 227H232V228H233ZM242 227H243V225H242ZM258 227H259V226H258ZM58 228H59V226H58ZM77 228H78V227H76V229H77ZM96 228H97V227L95 226V229H96ZM236 228H237V230H238L239 233L242 232V231H240V230H241L240 228H239L240 230L238 229V227H236ZM260 228H261V227H260ZM262 228H264V227H262ZM45 229H46V228H45ZM53 229H54V228H53ZM72 229H73V227H72ZM84 229H85V228H84ZM102 229H103V228H102ZM201 229H202V228H200V230H201ZM207 229H208V228H207ZM243 229H244V228H243ZM243 229H242V230H243ZM250 229H251V228H250ZM253 229H254V228H253ZM258 229H259V228H257V230H258ZM59 230H60V229H59ZM64 230H65V229H64ZM77 230H78V229H77ZM85 230H86V229H85ZM85 230H84V231H85ZM88 230H89V229H88ZM211 230H212V229H211ZM229 230H230V228H229ZM247 230H249V229H247ZM254 230H255V229H254ZM254 230H252L253 233H256V231L254 232ZM44 231H45V230H44ZM65 231H66V230H65ZM72 231L75 232L76 230H72ZM79 231L81 232V230H79ZM82 231H83V230H82ZM92 231H93V230H92ZM201 231H202V230H201ZM201 231H200V232H201ZM224 231H225V230H224ZM231 231H233V230H231ZM231 231H230V232L226 231V232H228L229 234L232 233V235H234L235 233H233V232H235L236 230L234 229L233 232H231ZM243 231H244V230H243ZM259 231H260V230H259ZM262 231H263V229H262ZM62 232H63V231H62ZM67 232H69V230H67ZM80 232H79V233H80ZM212 232H213V231H212ZM215 232H216V231H214V234H213V235H215ZM226 232H225V233H226ZM236 232H237V231H236ZM247 232H248V231H247ZM249 232H250V231H249ZM249 232H248V233H249ZM41 233H42V232H41ZM71 233H72V232H71ZM71 233H70V234H71ZM88 233H89V232H88ZM88 233H87V234H88ZM222 233H223V232H222ZM225 233H223V234H225ZM239 233H237L235 236H237ZM251 233H252V232H251ZM251 233H250V235H251ZM59 234H60V233H58V235H59ZM63 234H64V233H63ZM63 234H62V235H63ZM66 234H69V233H66ZM66 234H65V237H66ZM76 234H77V233H76ZM92 234H93V233H92ZM103 234H105V233L103 232ZM216 234H217V233H216ZM218 234H219V233H218ZM218 234H217V235H218ZM229 234H228V238H229ZM241 234H243V233H241ZM241 234H239V235H241ZM245 234H247V233L245 232ZM41 235H43V233H42ZM51 235H52V234H51ZM80 235L82 236V233H80ZM94 235H95V234H94ZM99 235H100V234H99ZM170 235H171V234H170ZM204 235H205V233H204ZM213 235H212L211 237H208V240H205V242H204L205 245H208V246H210V244H211V248H212L211 250H212V251L209 249V250H210V251H209L210 254H209L208 257H210V256L212 255V252H213V255L215 254L214 251H213V247H214V249H218V248L220 249V247L216 248V246L213 245V244H215L214 242H212V243L209 242V240L211 241V240H213V239H215V238H218V237H216L217 235H215V236H213ZM226 235H227V234H226ZM230 235H231V234H230ZM252 235H253V234H252ZM73 236H74V235H73ZM81 236H80V237H81ZM88 236H89V234H88ZM90 236H91V234H90ZM168 236H169V235H168ZM171 236H172V235H171ZM201 236H202V235H201ZM254 236H255V235H254ZM59 237H60V236H59ZM102 237H104V235H102ZM214 237H215V238H214ZM52 238H54V235H53ZM69 238H70V237H69ZM96 238H98V237H96ZM99 238H100V237H99ZM148 238H149V237H148ZM153 238H154V236H153ZM153 238H152V239L150 238L151 241L153 240ZM199 238H201V237H199ZM209 238H210V239H209ZM232 238H233V237H232ZM43 239H44V238H43ZM45 239H46V238H45ZM49 239H50V236H49ZM59 239H60V238H59ZM201 239H203V238H201ZM201 239H200V240L198 239L199 242L201 241ZM205 239H207V238H205ZM222 239H223V238H222ZM224 239H225V238H224ZM255 239H256V237H255ZM60 240H61V239H60ZM48 241H49V240H48ZM117 241L119 242V240H117ZM153 241H154V240H153ZM184 241L186 242V240H184ZM184 241H183V242H184ZM206 241H208L209 244H208V242H206ZM214 241H216V239H215ZM254 241H255V240H254ZM49 242H50V241H49ZM51 242L53 243L54 240L51 241ZM55 242H57V240H56ZM172 242H173V241H172ZM172 242H171V243H172ZM201 242L203 243V241H201ZM217 242H218V241H216V243H217ZM256 242H257V240H256ZM256 242H255V244H256ZM58 243H61V242H58ZM232 243H233V242H232ZM50 244H51V243H50ZM151 244H152V243H151ZM175 244H176V243H175ZM219 244H220V243H219ZM239 244H240V243H239ZM242 244H243V243H241V248H238V249H241V251L243 250V249H242ZM157 245H158V244H157ZM160 245H161V244H160ZM166 245H167V244H166ZM205 245H204V246H205ZM236 245H237V244H236ZM114 246H115V244H114ZM204 246H203V247H204ZM212 246H213V247H212ZM254 246H255V245H254ZM256 246H257V245H256ZM256 246H255V248L257 249ZM112 247H113V246H112ZM115 247H116V246H115ZM146 247H147V246H146ZM146 247H145V248H146ZM155 247H156V245H155ZM158 247H159V246H158ZM160 247H161V246H160ZM166 247H167V249H168V246H166ZM166 247H165V248H166ZM247 247H248L247 249H249V251L251 250L250 248H252V249L254 248V247H252V246H251V247H250V246H247ZM260 247H262V246H260ZM110 248H111V247H110ZM113 248H114V247H113ZM113 248H111V249H113ZM131 248H132V247H131ZM145 248H144V249H145ZM162 248H163V247H162ZM205 248H206V247L201 248V251H199V253H201V252L204 251V252H203L204 257H203L202 255H201L202 257L200 256V259H201V260H202V258H205V256H206V255H205V254H206L205 252H207V251L205 250ZM222 248H223V247H222ZM225 248H227V247H225ZM225 248H224L223 250L229 252V255H231V253H232L231 251H234V250H232L233 247H232V249H231L230 251H229V249L225 250ZM243 248H244V247H243ZM262 248H263V250H264V247H262ZM262 248H261V250H262ZM92 249L94 250L95 248H92ZM92 249H91V250H92ZM202 249H203V250H202ZM219 249H218V250H219ZM93 250H92V251H93ZM98 250H99V249H98ZM100 250H101V249H100ZM100 250H99V251H100ZM103 250H105V249H103ZM113 250H114V249H113ZM130 250H131V249H130ZM134 250H135V249H134ZM140 250H142V249L139 248V251H140ZM157 250L162 251L163 249H161V250H160V249H157ZM218 250H217V255H218ZM244 250H245V249H244ZM89 251H90V250H89ZM89 251H87V253H88ZM92 251H91V252H92ZM184 251H185V250H184ZM184 251H183V252H184ZM186 251H187V249H186ZM219 251H220V250H219ZM237 251H238V250H237ZM239 251H240V250H239ZM241 251H240V252H237V253H238V254H239V253L241 254ZM252 251H255V249L252 250ZM252 251H251V252H252ZM100 252H102V250H101ZM103 252H104V251H103ZM114 252H117V253H118V251H116V249H115ZM136 252H137V251H136ZM189 252H190V251H189ZM196 252H198V250H197ZM222 252H223V251H222ZM234 252H235V251H234ZM245 252L247 253L248 251H245ZM258 252H260V251H258ZM87 253H86V254H87ZM89 253H90V252H89ZM137 253H138V252H137ZM161 253H162V252H161ZM168 253H169V251H168ZM199 253H198V254H199ZM223 253H225V252H223ZM235 253H236V252H235ZM237 253H236V255H237ZM260 253H261V252H260ZM86 254H85V256H87ZM104 254H105V252H104ZM185 254H187V253H185ZM188 254H189V253H188ZM190 254H191V253H190ZM192 254H193V252H192ZM221 254H222V253H221ZM91 255H92V253H91ZM95 255H96V253H95ZM117 255H118V257H119V254H117ZM135 255H136V254H135ZM207 255H208V254H207ZM217 255H216V256H217ZM219 255H220V254H219ZM243 255H244V254H241V256H243ZM245 255H246V254H245ZM245 255H244V257H245ZM247 255H248V254H247ZM74 256H75V255H74ZM77 256H78V254H77ZM83 256H84V255H83ZM190 256H191V255H190ZM195 256H196V255H195ZM195 256H194V257H195ZM222 256H223V259H221V260L224 261L225 264H228V262H229L231 259H229V261L226 260L227 262L225 261V259H226V258H230V257L232 258L233 253H232V256H230V257L227 255L226 258H225V256H224L223 254H222ZM88 257H90V256H88ZM100 257H102V256H100ZM115 257H116V256H115ZM187 257H189V256L187 255ZM220 257H221V256H220ZM246 257H247V256H246ZM246 257H245V258H246ZM70 258H71V257H70ZM74 258L76 259V257H73V259H74ZM78 258H81V256H79ZM86 258H87V257H86ZM86 258H85V259H86ZM91 258H92V257H91ZM190 258H191V257H190ZM210 258H211V257H210ZM214 258H215L214 261H216V257H214ZM217 258H218V257H217ZM73 259H72V260H73ZM82 259H83V258H82ZM96 259H98V258L96 257ZM192 259H193V257H192ZM198 259H199V257L197 258V260H198ZM208 259H209V258H208ZM234 259H235V258H234ZM67 260H68V259H67ZM67 260H66V261H67ZM88 260H89V259H88ZM88 260H87V261H88ZM91 260H92V259H91ZM93 260H94V258H93ZM203 260H204V259H203ZM211 260H212V259H211ZM247 260H248V259H247ZM51 261H53V260H51ZM62 261H63V260H61V262H62ZM95 261H96V260H95ZM188 261H189V260H188ZM222 261H221V262H222ZM235 261H236V259H235ZM235 261H230V262H231V264H232V262H233V264H234ZM67 262H68V261H67ZM92 262H93V261H92ZM186 262H187V261H186ZM217 262H218V261H216V263H217ZM221 262H220V263H221ZM241 262H242V261H241ZM51 263H52V262H51ZM54 263H55V262H54ZM54 263H53V264H54ZM84 263H85V262H84ZM84 263H83V264H84ZM88 263H89V262H88ZM94 263H95V262H94ZM94 263H93V264H94ZM184 263H185V262H184ZM190 263H191V262H190ZM212 263H214V262H212ZM212 263H210V264H212ZM250 263H252V262H250ZM260 263H261L260 261H259V263L257 262V264H260ZM44 264H45V263H44ZM64 264H65V263H64ZM67 264H69V262H68ZM72 264H73V262H72ZM85 264H86V263H85ZM90 264H91V263H90ZM117 264H118V263H117ZM158 264H159V263H158ZM193 264H194V263H193ZM200 264H202V262H201ZM218 264H219V263H218ZM229 264H230V263H229ZM242 264H243V263H242ZM261 264H263V263H261Z\"/></svg>",
	"mask_w": 264,
	"mask_h": 264
},
{
	"label": "snow or ice",
	"instance_id": "obj_3",
	"mask_svg": "<svg viewBox=\"0 0 264 264\" xmlns=\"http://www.w3.org/2000/svg\"><path fill=\"white\" fill-rule=\"evenodd\" d=\"M262 242H264V237H262ZM237 264H240V262H237Z\"/></svg>",
	"mask_w": 264,
	"mask_h": 264
}]
</instances>
